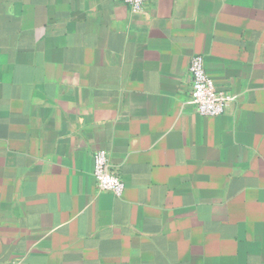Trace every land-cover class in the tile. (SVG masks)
I'll return each mask as SVG.
<instances>
[{
  "label": "crops",
  "instance_id": "0c3cea01",
  "mask_svg": "<svg viewBox=\"0 0 264 264\" xmlns=\"http://www.w3.org/2000/svg\"><path fill=\"white\" fill-rule=\"evenodd\" d=\"M0 264H264V0H0Z\"/></svg>",
  "mask_w": 264,
  "mask_h": 264
},
{
  "label": "built area",
  "instance_id": "2783aa9c",
  "mask_svg": "<svg viewBox=\"0 0 264 264\" xmlns=\"http://www.w3.org/2000/svg\"><path fill=\"white\" fill-rule=\"evenodd\" d=\"M120 1L127 4L132 12L143 10L147 2V0ZM189 73L191 83L188 102L194 106L195 111L203 116H216L223 113L235 96L217 89L213 79L204 69V60L201 55L191 57ZM93 161L92 174L97 190L120 196L125 189V184L117 168L110 163L107 152L101 149L96 151Z\"/></svg>",
  "mask_w": 264,
  "mask_h": 264
}]
</instances>
